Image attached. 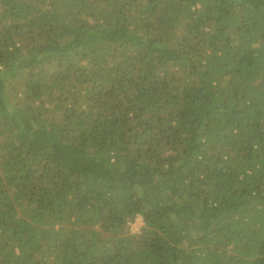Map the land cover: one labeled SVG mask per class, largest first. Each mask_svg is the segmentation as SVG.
Returning a JSON list of instances; mask_svg holds the SVG:
<instances>
[{
	"label": "trees",
	"instance_id": "16d2710c",
	"mask_svg": "<svg viewBox=\"0 0 264 264\" xmlns=\"http://www.w3.org/2000/svg\"><path fill=\"white\" fill-rule=\"evenodd\" d=\"M0 264H264V0H0Z\"/></svg>",
	"mask_w": 264,
	"mask_h": 264
},
{
	"label": "built area",
	"instance_id": "2783aa9c",
	"mask_svg": "<svg viewBox=\"0 0 264 264\" xmlns=\"http://www.w3.org/2000/svg\"><path fill=\"white\" fill-rule=\"evenodd\" d=\"M135 223H136V218L133 219V220H130V221H129V227H130L131 230H132V226H133ZM137 225H139V229H138V231L135 232V233H138V232L140 231V228H141V226H142V221H141L140 224H137Z\"/></svg>",
	"mask_w": 264,
	"mask_h": 264
},
{
	"label": "clouds",
	"instance_id": "9594fccd",
	"mask_svg": "<svg viewBox=\"0 0 264 264\" xmlns=\"http://www.w3.org/2000/svg\"><path fill=\"white\" fill-rule=\"evenodd\" d=\"M140 223H141V219H140V217L138 216V217L136 218V223L132 226V227H133V230H135L136 225H137V224H140Z\"/></svg>",
	"mask_w": 264,
	"mask_h": 264
},
{
	"label": "rangeland",
	"instance_id": "374dc122",
	"mask_svg": "<svg viewBox=\"0 0 264 264\" xmlns=\"http://www.w3.org/2000/svg\"><path fill=\"white\" fill-rule=\"evenodd\" d=\"M138 229H139V225H136L135 230H133V227H132V231H133L134 233L137 232Z\"/></svg>",
	"mask_w": 264,
	"mask_h": 264
}]
</instances>
